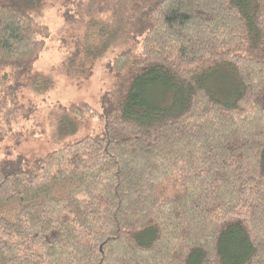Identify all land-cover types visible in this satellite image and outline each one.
<instances>
[{"label":"trees","instance_id":"trees-1","mask_svg":"<svg viewBox=\"0 0 264 264\" xmlns=\"http://www.w3.org/2000/svg\"><path fill=\"white\" fill-rule=\"evenodd\" d=\"M54 7L79 32L53 71L113 82L55 133L99 135L0 160V264H264V0H0V142L54 85Z\"/></svg>","mask_w":264,"mask_h":264},{"label":"rangeland","instance_id":"rangeland-1","mask_svg":"<svg viewBox=\"0 0 264 264\" xmlns=\"http://www.w3.org/2000/svg\"><path fill=\"white\" fill-rule=\"evenodd\" d=\"M61 10L57 7L44 11L36 21L47 26L51 39L46 42L35 64V71L48 74L56 69L72 48L70 39L79 32L75 27H66L60 17ZM112 59V58H111ZM104 58L92 69L88 80L80 84L71 83L53 71L54 85L46 93L35 96L25 92L24 105L32 107L33 113L24 124L21 137L5 138L0 142V160L31 163L43 158L49 152L82 136H97L100 134L103 122L101 119L87 120L78 125V130L68 138L56 136L58 121L63 117V110L71 103L85 102L97 112H102L101 98L111 89L112 77L106 71V65L111 61ZM32 133L34 136H31Z\"/></svg>","mask_w":264,"mask_h":264}]
</instances>
